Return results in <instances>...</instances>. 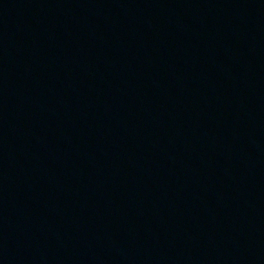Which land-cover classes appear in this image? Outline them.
<instances>
[{
	"label": "water",
	"instance_id": "water-1",
	"mask_svg": "<svg viewBox=\"0 0 264 264\" xmlns=\"http://www.w3.org/2000/svg\"><path fill=\"white\" fill-rule=\"evenodd\" d=\"M0 264H264V0H0Z\"/></svg>",
	"mask_w": 264,
	"mask_h": 264
}]
</instances>
